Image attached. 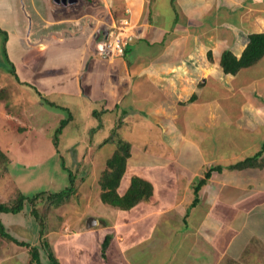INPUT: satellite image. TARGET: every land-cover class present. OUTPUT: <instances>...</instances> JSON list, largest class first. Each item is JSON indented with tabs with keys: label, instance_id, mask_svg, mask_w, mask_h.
I'll return each instance as SVG.
<instances>
[{
	"label": "crops",
	"instance_id": "0c3cea01",
	"mask_svg": "<svg viewBox=\"0 0 264 264\" xmlns=\"http://www.w3.org/2000/svg\"><path fill=\"white\" fill-rule=\"evenodd\" d=\"M121 18H127L131 26L126 54L113 61L102 59L96 46ZM0 30L6 33L8 60L18 81L33 88L40 100L86 101L92 109L101 107L109 113L112 125L121 122V132L132 124L129 110L135 123L129 128L135 129L137 145L142 144L147 154L153 153L148 151L149 142L156 150H171L166 143L173 141L171 133L181 148L179 161L158 157L161 163L155 162V168L135 170L153 186L148 201L123 211L92 199L94 193L99 195L94 190L83 200L89 214L63 221L56 233L48 235L49 246L53 236L64 242L72 236L78 244L82 236L96 234L104 241L111 232L109 246L115 248L133 236L128 246H118L119 258L130 264L133 253H141L147 259L138 257L131 264H146L159 239L155 235L139 238L144 227L140 226L144 223L150 229L160 218L159 224L166 221L167 231L179 233L172 237L183 246L184 237L198 226L194 215L203 208L200 196L209 187H214L211 193L215 191L209 196L215 197L214 208L201 210L200 231L213 226L219 233L222 219L213 212L222 202L232 215L247 211L249 218L264 220V168L214 172L199 191L198 204L190 208L192 182L202 177L204 168L226 167L253 156L264 142V56L235 75L224 74L219 64L224 51L239 57L249 35L264 33V0H77L70 5L53 0H0ZM118 114L124 117L116 121ZM152 130L156 133L149 138ZM196 152L203 166L194 170L191 163ZM153 154L146 162L154 161ZM129 172L127 162L120 196L135 176ZM229 194L235 197L229 199ZM111 210L113 217L108 216ZM209 218L214 221L209 223ZM238 226L232 227L234 237ZM258 237L264 238V232L262 236L258 232ZM185 249L180 248L184 257Z\"/></svg>",
	"mask_w": 264,
	"mask_h": 264
},
{
	"label": "rangeland",
	"instance_id": "374dc122",
	"mask_svg": "<svg viewBox=\"0 0 264 264\" xmlns=\"http://www.w3.org/2000/svg\"><path fill=\"white\" fill-rule=\"evenodd\" d=\"M160 22H163L161 18ZM8 59L5 38L0 35V148L5 156L0 160V202H6L17 193H21L27 198H33L39 194L46 196L59 193L70 186V177L77 189L74 197L57 209L47 206L45 199V201L39 199L34 202V208L38 219L43 222V228L30 214L32 207L30 204L25 205L20 214L0 213V221L5 230L15 239L23 240L28 245L38 248L41 264H49L46 251L39 241V232L42 231L44 234L42 240L49 243L48 235L50 232L56 233L55 231L63 221L74 220V217L83 219L89 214L90 210L87 204H83V200H86L91 194L93 195L94 190H97L99 195L94 193L92 199L101 200L98 179L105 169V162L116 149L114 141L113 143H102L110 133L109 127L111 130L114 124L112 125L113 120L109 113L104 112L101 107L92 109L91 104H87L86 101H62L60 98L48 102L40 100L33 88L16 81L12 74V64ZM127 114H129L128 121L134 125V118L131 117L129 110ZM118 115L120 117L121 114ZM118 119L117 117L116 121ZM61 121H65V125L61 128V134L56 135ZM106 122L107 125L109 123L112 126H106ZM131 125L127 124L129 127ZM129 127L123 128L122 132L118 130L121 138L130 141L131 144V156L127 160L132 172L129 174L140 177L141 174L135 170L143 169V172H146L143 166L149 167V169L155 168L158 163H161V159L159 161L158 157L166 159L165 156H172V161L180 158L181 148L177 143L175 144L176 134L171 133L172 142L165 139L171 150H163V148L156 150L149 142L148 151L150 153L153 149L154 154H147L145 150L141 149L142 144L137 145L139 136L135 133V129L132 130ZM137 127L139 126L137 125ZM155 133L152 130L147 135L150 138ZM166 134L168 133H165V136ZM151 154H153L154 161L150 160V164L146 161ZM199 157V153L196 152L193 163H191L194 170L203 166L199 162L201 160ZM137 163H140L138 169H136ZM204 164L206 165L205 162ZM197 180L195 179V181ZM210 189H214V187L202 191L203 197L200 196V199L203 203L201 206H204L194 215L196 218L193 221L198 225V229L190 230L188 237L183 239V246L178 244V240H173L172 236L179 234L174 230H168L171 231V235L165 236L166 233H169L165 227L167 225L164 224L166 221L159 224L160 218H158L157 226H152L150 229H147L144 223L140 226L144 227L142 234L139 232V238L144 237L146 240L147 235H149L148 237L155 235L159 239L157 249L148 253L150 254L149 261L146 264H264V238L258 237V232L261 236L264 232V220L259 222L254 219L253 215L249 218V212L246 211L243 214L236 211L232 215L227 212L226 203L222 202L223 206L216 205V210L213 212L220 220L222 219V228L219 233L214 232L213 226L200 231L201 219L199 216L203 212L201 210L214 208L212 204L215 197L209 196L215 194V191L211 193ZM190 190L193 195V188ZM184 196L187 197V191ZM191 197L193 199V196ZM234 197L229 194L228 198ZM222 200L220 199V202ZM238 206L241 211L242 206ZM46 208L49 212H46ZM221 209L225 211L222 212ZM112 211L108 212V216L113 217L114 211ZM97 212L100 214L98 210ZM214 214H211V217H214ZM171 216H174V213ZM229 218L231 219L229 220ZM212 221L214 219L209 218V223ZM234 221V227L238 223L240 224L235 237L232 236L233 232L231 231L234 228L232 226ZM159 225L161 226L159 227ZM225 225L227 226L225 227ZM180 228L183 227L180 226ZM106 234L110 236L109 246L113 241V234L111 232ZM231 236L234 238L229 245L228 241ZM165 237H167L166 241H162L161 239ZM80 238L81 241L77 244L72 236H68L66 242L64 239L52 237L53 246L50 244L49 247H51L54 257L58 258L59 264H127L125 261L121 262L118 246L126 247L128 242L135 240L133 236H128L122 245L115 248H111L110 245L109 249L107 247L108 250L105 251V258H103L102 255L100 257L103 245L100 235L92 234ZM168 238H170L169 241ZM69 245H71V249L67 247ZM52 247H55V250ZM182 247L186 248L184 250L186 257L180 251ZM28 257L29 253L26 248L19 247L0 237V264H27ZM133 257L134 259H128L131 261L130 264L138 257L141 260L147 259L141 253L139 255L133 253Z\"/></svg>",
	"mask_w": 264,
	"mask_h": 264
},
{
	"label": "trees",
	"instance_id": "16d2710c",
	"mask_svg": "<svg viewBox=\"0 0 264 264\" xmlns=\"http://www.w3.org/2000/svg\"><path fill=\"white\" fill-rule=\"evenodd\" d=\"M0 33L3 34L6 40V33L0 30ZM248 42L243 52L239 57H236L230 51H224L220 57V67L224 74L235 75L240 70L244 68H248L254 65L259 59L264 56V33L260 34H252L248 36ZM124 48L123 56L126 54L127 48ZM209 54V53H208ZM210 55V54H209ZM122 56V57H123ZM9 63V62H8ZM10 64V63H9ZM11 65V64H10ZM12 66V65H11ZM13 68V66H12ZM12 74L17 82L18 78L15 74V70L13 68ZM37 93V92H36ZM48 102V100H43ZM52 104V103H51ZM121 116V115H120ZM118 118L121 117L117 116ZM65 125V121H61L60 128L56 130V135L61 134V128ZM121 122L117 121V123L110 130V133L106 139L103 140L102 144H106L113 141L116 145V149L112 156L105 162V169L101 172L98 184L100 187V199L102 203L107 204L111 207L118 208L123 211H129L136 205L141 202L148 201L153 195V186L147 180L133 176L130 181V185L127 191L120 196L118 194V188L120 186L121 179L126 171L127 160L130 158L131 153V144L129 141L124 140L118 133L119 128L121 127ZM57 136H55V139ZM264 151V142L261 144V149L258 153L253 156L247 157L241 161L230 164L226 167L221 165H214L212 167H207L202 170V177L198 178L197 181L192 185L193 188V200L190 205V208L196 206L199 202V191L201 188L207 184L209 179L211 178L214 172L221 173L223 169L233 171V170H243L248 168H264V157L262 156ZM4 152L0 148V160L3 159ZM77 193V189L73 183L72 177H70V186L59 193L48 194L43 196L42 194L36 195L33 198H27L23 196L21 193H17L10 197L6 202H0V213L1 214H19L22 213L25 205L30 204L31 211L30 214L33 218L41 225L43 228V222L38 219L37 212L34 208V202L41 199L46 200V205L49 207H53L57 209L65 202ZM44 200V201H45ZM48 207V208H49ZM48 208H46V212H49ZM43 232H39V241H41V246L46 251V255L49 260V264H59L58 260L54 257L49 244L46 240H42ZM0 237L2 239H6L7 241L19 246L24 247L28 250L29 257L27 264H41L38 248L32 247L25 243L24 241H18L14 237H12L4 228L0 221ZM110 240V236H106L103 245H102V256L105 258V251L108 247V243Z\"/></svg>",
	"mask_w": 264,
	"mask_h": 264
},
{
	"label": "built area",
	"instance_id": "2783aa9c",
	"mask_svg": "<svg viewBox=\"0 0 264 264\" xmlns=\"http://www.w3.org/2000/svg\"><path fill=\"white\" fill-rule=\"evenodd\" d=\"M129 20L121 18L116 20L105 33L104 38L97 44V55L102 59L113 61L123 56L124 48L129 43Z\"/></svg>",
	"mask_w": 264,
	"mask_h": 264
},
{
	"label": "water",
	"instance_id": "95a60500",
	"mask_svg": "<svg viewBox=\"0 0 264 264\" xmlns=\"http://www.w3.org/2000/svg\"><path fill=\"white\" fill-rule=\"evenodd\" d=\"M77 0H66V2H64V0H53V2L55 4H61V5H70L72 2H75Z\"/></svg>",
	"mask_w": 264,
	"mask_h": 264
}]
</instances>
